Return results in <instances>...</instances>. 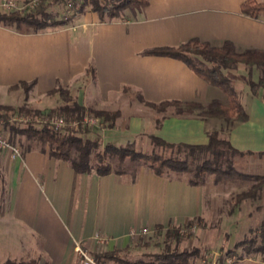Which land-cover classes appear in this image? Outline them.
<instances>
[{
  "label": "crops",
  "instance_id": "0c3cea01",
  "mask_svg": "<svg viewBox=\"0 0 264 264\" xmlns=\"http://www.w3.org/2000/svg\"><path fill=\"white\" fill-rule=\"evenodd\" d=\"M245 1L150 0L142 8L128 10L121 20L105 22L86 9L70 24L38 32L25 25L14 31L0 24V107L19 108L27 103L42 109L43 98L57 88L69 91L86 109L118 111V119L131 102L135 108L152 111L139 98L149 104L206 107L218 101L225 105L227 95L181 61L144 52L197 39L215 48L229 42L236 53H264V15L256 19L243 15ZM241 69L256 72L259 78L256 68L243 65L223 73L228 77V71ZM249 81L256 83L252 77ZM21 83H33L27 95L20 87L12 89ZM258 94L240 100L248 119L231 128L197 114L169 113L157 122L153 111V121L144 124L141 115L133 114L127 123L115 127L133 136L146 134L169 144L193 146L207 145L213 132L224 133L239 152L264 153V97L260 101ZM56 96L50 98L58 101ZM19 148V158L0 150V174L6 184L1 219L26 226L38 264H80L74 242L94 255L124 251L135 244L142 230L152 234L159 227L178 229L188 220L205 219L202 185L191 186L185 177H158L146 167L137 169L134 178L77 174L46 151L24 152L20 144ZM193 243L191 247L201 248ZM235 264L263 262L255 256Z\"/></svg>",
  "mask_w": 264,
  "mask_h": 264
},
{
  "label": "trees",
  "instance_id": "16d2710c",
  "mask_svg": "<svg viewBox=\"0 0 264 264\" xmlns=\"http://www.w3.org/2000/svg\"><path fill=\"white\" fill-rule=\"evenodd\" d=\"M66 0H42L36 8L31 11L10 12L0 15V24L4 26L25 25L32 31L38 32L49 28L63 27L74 17L84 13L86 9L96 13L101 22L121 20L125 10H135L148 4L150 0H82L78 10L71 16H63L61 19L55 17L50 11L54 6L64 7ZM73 4L77 0H70ZM241 13L250 18L256 19L264 15V2L246 0L241 5ZM148 56H161L176 59L184 63L193 73L200 77L207 84L222 90L228 98L227 104L223 105L218 101H212L208 106L203 107L196 103L167 102L161 104H149L139 101L149 108L164 112L167 107H173L175 114L179 116L193 115V110H199L197 116L200 118H211L223 121L227 128L235 123H244L248 117L242 107L239 97L234 90L230 79L223 73V70L234 68L237 65L251 69L256 68L260 77L256 83L250 82L253 94L259 88L264 89V53L259 51H248L236 53L233 44L226 42L221 47L215 48L208 44L199 42L197 39L190 40L178 47H165L152 49L144 52ZM27 95L32 89L33 83H21L19 86ZM57 95L62 105L49 111L32 110L25 106L19 108L0 107L1 130L11 144L18 143L23 147L24 152L38 149L47 152L50 158L66 162L77 174H94L97 176L130 175L134 178L137 169L146 167L155 176L172 179L174 177H185L191 186H201L204 175H214L219 179H227L239 176L233 169L230 162H227L223 169L218 163L219 153L217 148L224 146L233 153H242L232 148L228 141L220 139L218 132L209 135L207 145H184L169 144L163 140L151 137L157 145L172 150L171 155L163 157L155 153H142L131 148L129 144L124 147H117L112 143L102 144L101 136L97 128L78 125L75 128L65 127L60 130L50 128L46 124L38 122V119L48 118L57 115L65 122H80L84 116H92L100 122L103 129L114 128L120 117L118 111L86 109L78 105L71 93L62 88H57L47 96ZM20 118L29 119V122H20ZM19 140H16V139ZM23 142V143H21ZM17 145V144H16ZM206 153H212L214 159H202ZM251 154L250 152H247ZM261 155L263 153H260ZM116 161V162H114ZM112 163L115 164L112 167ZM249 179L256 182L252 191L241 196V201L253 199L260 187H264V177L249 176ZM0 203L4 202L5 180L0 174ZM200 222L199 217L188 220L183 227L189 229ZM163 230L161 227L157 231ZM259 243L250 241L238 243V246H245L243 251L247 256H259L264 261V221L258 227ZM178 229H166L164 238L169 243H179L181 236ZM255 245V246H254ZM138 247V246H137ZM127 250V249H126ZM124 251H109L96 254L97 261L113 262L114 264H192L199 257V249L192 251H179L175 247L166 252L149 257L148 261L138 259L130 260L122 255ZM237 255V261L244 259ZM247 258V257H246ZM225 259H220L218 264H224ZM234 262L233 264H235ZM36 264V263H31Z\"/></svg>",
  "mask_w": 264,
  "mask_h": 264
},
{
  "label": "rangeland",
  "instance_id": "374dc122",
  "mask_svg": "<svg viewBox=\"0 0 264 264\" xmlns=\"http://www.w3.org/2000/svg\"><path fill=\"white\" fill-rule=\"evenodd\" d=\"M50 11L58 19H61L65 15V8L62 6H54ZM127 11L128 10H125L123 12V16ZM68 24H70V22ZM9 28L14 31L17 29L16 26H9ZM241 70L243 71L244 69ZM255 74L250 71L249 73L245 71L227 72L228 77L232 81L233 88L236 90L239 100L242 102L249 98L250 95L255 97L249 85V77L250 79L252 77V81L254 82L258 81L259 78L256 77ZM258 92L260 94H258V99L261 101L264 97V89L259 88ZM60 105H62V102L59 99L56 101V99L44 97L41 104L43 107L42 109H38L34 104L29 105L26 103V105L23 106L32 110L44 111L45 109L57 108ZM94 110L99 109L95 107ZM152 111L155 115L158 114L155 116L157 122H160V120L169 113H175L173 107H167L164 112H157L153 109ZM152 111L141 107L135 108L134 103L131 102V108H124L122 110L124 117L118 119L116 125L120 124L121 126V124L127 123L129 120L128 117L133 114L138 116L141 115V119L145 124V122L151 118L150 113ZM193 112L194 114H198L199 110L194 109ZM89 117L92 118V116ZM152 119H150V121ZM261 122H263L262 119ZM96 128L99 130L103 145L112 143L117 147H124L129 144L131 148L142 153H155L163 157L171 155L172 150L157 145L151 140V136L149 135L142 134L133 136L129 134L128 131L124 132L120 130L119 127L103 129L100 122L96 125ZM219 138L227 140V136L224 133H219ZM16 144L18 146V143ZM261 148H264V144ZM216 150L218 153L220 152L217 159L220 166L225 169L227 162H230L239 176L227 179H219L214 175L208 174L203 176V200L207 211L204 214L205 219L199 217L200 222H196L194 227L189 229L183 226L180 227L179 234L181 240L177 244L166 242L164 238L166 230L164 229L161 231L155 230L152 234H148L149 232L146 230L145 235L140 232L139 235L141 237L135 241V244L122 252L124 257L132 261L138 259L148 261L150 256L164 253L167 249L172 250L175 247L179 251H192L195 249L191 247L192 241L196 246L201 245L199 257L195 259L192 264H218L221 258L225 259L224 264L227 260H231L234 263L237 260V255H242L245 258L255 257L253 254L247 256L243 251L245 246L236 247V244L245 242L249 245L250 241H256L257 243H255V245L259 243L257 237L259 235L258 227H260L261 223L264 221V187H260L253 199L241 201V196L250 193L253 186L256 184L255 181L248 178L249 176L264 177V153L262 155L257 151L251 154L245 152L233 153L224 146ZM19 152L21 156L20 148ZM261 152H264V150H261ZM204 158L214 159L212 153H206L202 159ZM114 166L115 164L112 163V167ZM4 185L5 198L6 184ZM1 186L2 184H0V192L2 189ZM3 203H0V264H38L39 257H37L35 253L36 249L33 247V237L31 234L27 233L28 230L26 226L8 224L9 221L7 218L2 217L1 219L2 208L4 206ZM106 263L114 264L110 261Z\"/></svg>",
  "mask_w": 264,
  "mask_h": 264
},
{
  "label": "built area",
  "instance_id": "2783aa9c",
  "mask_svg": "<svg viewBox=\"0 0 264 264\" xmlns=\"http://www.w3.org/2000/svg\"><path fill=\"white\" fill-rule=\"evenodd\" d=\"M42 0H0V6L5 13L10 12H19L23 13L25 11H31L34 8L38 6V4ZM82 0H77L75 4L72 3L70 0L65 1V17L71 16L74 11L78 10L80 7V3ZM20 122H29V119L20 118ZM39 123L46 124L50 128H53L55 130H60L65 127L69 128H75L78 125L81 126H87L96 128V125L99 124V122L95 118H91L89 116H84L80 122L71 121V122H65V120L62 117L58 116H51L48 118H41L38 119ZM0 150H7L10 152L11 157L13 158H19L20 152L19 147L16 144H11L8 141L7 136L5 133L1 130V122H0ZM146 230H142L141 234L145 235ZM98 240V238H97ZM100 243H103L102 240H98ZM73 251L78 257L81 264H108L106 262L97 261L92 253H90L87 249H84L80 243L74 242ZM225 264H233L231 260H227ZM264 264V262H263Z\"/></svg>",
  "mask_w": 264,
  "mask_h": 264
}]
</instances>
